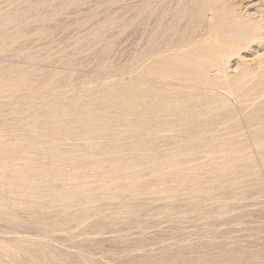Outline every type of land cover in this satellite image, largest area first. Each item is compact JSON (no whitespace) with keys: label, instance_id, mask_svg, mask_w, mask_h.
Returning a JSON list of instances; mask_svg holds the SVG:
<instances>
[{"label":"rangeland","instance_id":"1","mask_svg":"<svg viewBox=\"0 0 264 264\" xmlns=\"http://www.w3.org/2000/svg\"><path fill=\"white\" fill-rule=\"evenodd\" d=\"M0 264H264V0H0Z\"/></svg>","mask_w":264,"mask_h":264}]
</instances>
